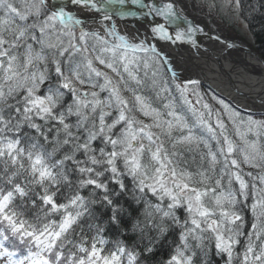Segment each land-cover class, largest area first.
Here are the masks:
<instances>
[{"label": "snow or ice", "instance_id": "obj_1", "mask_svg": "<svg viewBox=\"0 0 264 264\" xmlns=\"http://www.w3.org/2000/svg\"><path fill=\"white\" fill-rule=\"evenodd\" d=\"M190 2L247 27L251 0ZM188 6L0 0V264H142L173 226L179 244L165 264H212L209 249L224 264H264V118L206 94L176 58V48L199 57L205 38L235 46ZM129 16L146 22L143 32L120 27ZM182 150L195 153L194 170L177 163ZM125 197L145 221L137 209L125 218ZM249 197L251 231L237 210ZM105 224L143 248L117 240L105 254Z\"/></svg>", "mask_w": 264, "mask_h": 264}, {"label": "bare ground", "instance_id": "obj_2", "mask_svg": "<svg viewBox=\"0 0 264 264\" xmlns=\"http://www.w3.org/2000/svg\"><path fill=\"white\" fill-rule=\"evenodd\" d=\"M187 2L190 16L197 21L206 22L213 30V24L208 16L199 13L198 8H193L190 0ZM135 18V20L131 16L124 18L126 23L120 27L131 30L139 28L143 32L141 24L146 22L140 17ZM217 33L221 34L219 31ZM236 40L238 42H234L235 46L227 49L205 38L200 42L202 54L199 57L194 52L180 48L175 49L174 55L187 68L188 74L198 77L202 83L210 86L211 90L229 100L237 108L264 113V65L253 54L252 51L256 50L251 45L247 44V48H244L245 42L238 38Z\"/></svg>", "mask_w": 264, "mask_h": 264}, {"label": "trees", "instance_id": "obj_3", "mask_svg": "<svg viewBox=\"0 0 264 264\" xmlns=\"http://www.w3.org/2000/svg\"><path fill=\"white\" fill-rule=\"evenodd\" d=\"M244 23L247 24L246 28L250 35L249 44L264 59V0H251L250 5H249V10L245 12ZM229 24L231 23H228V25ZM140 75L143 76V71H141ZM202 91H204L206 94L217 95L213 90H211L206 85H202ZM141 92L143 95L150 98L153 106L159 107L161 108V110H163L162 105L163 103L166 102L164 99L157 100L155 93L147 88L142 89ZM231 105L234 108H236L238 111H240L242 114H245V115L251 114L254 118H257V119L264 118V114L250 113V112L238 109L233 104ZM140 118L146 119L144 117H140ZM146 122H150V121L146 119ZM196 131L198 135L201 134L198 129H196ZM233 139L236 140L238 144L240 143L237 137L233 136ZM249 139H255V137L249 134ZM260 141L262 144H264V137H261ZM193 155H195V153L183 151V155L177 157V163L179 164L180 167L188 168L189 170H194L195 165L192 163ZM185 161H187V163H185ZM198 162H199V157L197 155V163ZM249 170L250 169L248 168L244 169L245 172ZM128 179L130 181V178ZM246 179L250 180V178L248 177H246ZM257 185L259 186L258 181H257ZM127 199L128 198L125 197L121 200V205L124 209L125 218L131 215L132 209H137L138 210L137 216L140 218L141 221H145V216H144L145 208L143 207V205L136 204L135 202H133L130 208L129 204L125 202ZM146 199L150 200L152 203L158 202L155 200L154 197H151L150 194L148 197H146ZM244 203L245 202L242 201L241 205L238 206L237 210L240 211L241 215L244 217L246 230L251 231L250 225L252 222H254V217L250 209V204L252 203L251 197H249L247 201V205H248L247 207L243 206ZM177 214L181 217L186 215L183 209H179L177 211ZM147 227L151 228L150 221L147 222ZM85 233L88 236H91L93 234V233L88 232L87 226H85ZM152 234L155 235L154 229L152 230ZM136 235L137 234L132 233L130 231H123V230L117 231L116 226L109 227L107 224H105V232L103 234L105 240L107 241L106 245L103 246L105 248V254H107L108 251L115 250L117 240L123 242L130 249H136L137 251H140V249L143 248V243H141L138 237L134 240L132 239V237ZM147 235L148 233L146 232L145 233L146 238L144 240V243L148 242ZM253 239H255V237H253ZM240 241L241 243L238 244L235 249V251L237 252V261L240 258H242L240 254L244 250L247 237L246 236L241 237ZM178 244H179L178 230L174 226L169 227L168 230L162 236H158L155 238L154 242L151 245L153 248V253L149 256V260L146 262H142V264H165V262L170 258V255L174 252V249L178 246ZM209 259L212 261V264H224L226 257L222 258L221 256H217L214 254V252L211 249H209ZM125 264H126V258H125Z\"/></svg>", "mask_w": 264, "mask_h": 264}, {"label": "rangeland", "instance_id": "obj_4", "mask_svg": "<svg viewBox=\"0 0 264 264\" xmlns=\"http://www.w3.org/2000/svg\"><path fill=\"white\" fill-rule=\"evenodd\" d=\"M199 13H201L202 15L208 16V18L210 19L211 23L214 25V26L212 25V27H213L214 30L219 31L220 33H222L224 36H226L228 38H232V40H236L237 38L238 39H241L246 44H248L250 46V44H249L250 35H249V32H248L247 28L241 27L240 24H232L231 22H229V23H231L229 25L228 24H225L224 21L221 20L220 17H218V16H215L214 19H213L212 16H210L211 17L210 18L209 15H208V13H207V9H204L203 11L200 10ZM133 19H135V18H133ZM214 20H215V22H213ZM217 25H220V28H218ZM202 85H205V84H202ZM104 95H106V93ZM220 97H222V96H220ZM227 101L229 102V100H227ZM250 113H254V112H250ZM254 114H264V113H258V112H256ZM121 167H122V164H121Z\"/></svg>", "mask_w": 264, "mask_h": 264}, {"label": "water", "instance_id": "obj_5", "mask_svg": "<svg viewBox=\"0 0 264 264\" xmlns=\"http://www.w3.org/2000/svg\"><path fill=\"white\" fill-rule=\"evenodd\" d=\"M133 18H135V17H132V19ZM136 19V18H135ZM135 19H133V20H135ZM150 19V18H149ZM213 31H214V29H213ZM212 34H218L217 33V31L215 30L214 32H212ZM231 41H233V42H238L237 40H231ZM243 45H244V48H247V44H245V43H243ZM252 49V48H251ZM253 52V54L256 56V58H258L261 62H262V64L264 65V59L256 52V51H252ZM202 84H204V83H202ZM206 85V84H205ZM206 86H208V85H206ZM208 87H210V86H208Z\"/></svg>", "mask_w": 264, "mask_h": 264}]
</instances>
